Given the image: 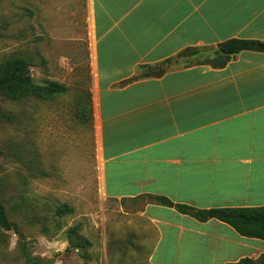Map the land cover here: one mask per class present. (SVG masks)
I'll list each match as a JSON object with an SVG mask.
<instances>
[{"label": "crops", "instance_id": "crops-1", "mask_svg": "<svg viewBox=\"0 0 264 264\" xmlns=\"http://www.w3.org/2000/svg\"><path fill=\"white\" fill-rule=\"evenodd\" d=\"M83 5L94 133L92 173H81L83 184L97 186L100 201L131 211L144 233L147 264L257 258L263 240L148 196L201 209L264 205V51L241 50L223 65L194 61L136 76L141 66L186 47L211 52L231 38L264 42V0Z\"/></svg>", "mask_w": 264, "mask_h": 264}, {"label": "rangeland", "instance_id": "rangeland-1", "mask_svg": "<svg viewBox=\"0 0 264 264\" xmlns=\"http://www.w3.org/2000/svg\"><path fill=\"white\" fill-rule=\"evenodd\" d=\"M84 18L83 0H0V78L17 67L36 84L67 87L51 98L0 90V203L14 224L0 225V264H147L131 211L79 178L94 154ZM196 51L181 61L206 60ZM64 203L72 211L56 214ZM76 223L91 246H69Z\"/></svg>", "mask_w": 264, "mask_h": 264}, {"label": "trees", "instance_id": "trees-1", "mask_svg": "<svg viewBox=\"0 0 264 264\" xmlns=\"http://www.w3.org/2000/svg\"><path fill=\"white\" fill-rule=\"evenodd\" d=\"M261 41L254 39L231 38L219 43L214 51L209 52L204 48L186 47L181 50L173 58H168L156 65L141 66L140 73L136 77L142 76H159L169 66L187 65L190 61H181V57H188L197 54V49L203 51L207 62L213 65H223L229 57L241 50L264 51L261 47ZM201 52V51H200ZM195 61V62H202ZM194 62V61H193ZM17 68V67H16ZM10 69L0 78V90H6L15 98L21 97L23 94L33 93L41 98H51L53 95L61 94L66 91V87L58 82H49L47 84H36L28 77L18 73V71ZM163 205L173 206L179 212L189 214L198 220L204 221L209 218L221 220L233 227L240 235L246 237H254L264 241V205L256 207H215L209 209L194 208L187 204L173 203L163 196H148ZM72 208L67 204L59 205L56 214L64 215L70 213ZM0 225L6 229H10L14 224L8 219L3 205L0 203ZM80 224L76 223L70 226L66 231V238L69 246L74 248H85L92 245V242L80 233ZM27 264H51L49 262H41L37 259L30 258ZM231 264H264V253L260 254L256 259L249 257L241 258L239 261Z\"/></svg>", "mask_w": 264, "mask_h": 264}, {"label": "water", "instance_id": "water-1", "mask_svg": "<svg viewBox=\"0 0 264 264\" xmlns=\"http://www.w3.org/2000/svg\"><path fill=\"white\" fill-rule=\"evenodd\" d=\"M260 45H261V47L264 49V42H261Z\"/></svg>", "mask_w": 264, "mask_h": 264}]
</instances>
